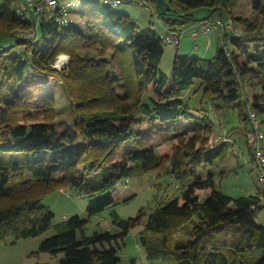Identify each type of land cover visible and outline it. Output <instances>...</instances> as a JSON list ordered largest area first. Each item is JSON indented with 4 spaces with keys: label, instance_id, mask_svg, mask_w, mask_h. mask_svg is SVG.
<instances>
[{
    "label": "trees",
    "instance_id": "16d2710c",
    "mask_svg": "<svg viewBox=\"0 0 264 264\" xmlns=\"http://www.w3.org/2000/svg\"><path fill=\"white\" fill-rule=\"evenodd\" d=\"M150 1L167 32L181 35L192 21L215 18H232L240 27L223 30L214 57L177 53L169 78L161 68L164 37L103 0L85 1L86 26L67 27L47 15L37 25L32 8L21 7L24 0L0 4V241L37 237L52 227L55 233L37 252L61 254L59 264H136L123 261L121 244L105 246L116 235H90L86 228L92 216L118 204L120 183L157 172L175 179L177 194L142 206L135 216L111 210L123 244L140 226L152 264H264V224L255 219L264 208L262 190L232 196L217 187L212 170L202 174L231 143L211 144L213 118L196 116L183 97L199 81L202 99L214 103L217 115L227 122L238 117L242 126L231 129H241L251 151L250 109L264 122V0H253L249 16L235 13L240 0H167V14ZM202 8L208 13L198 17ZM36 27L33 37L20 33ZM16 45L23 49L15 51ZM62 53L70 59L60 69L54 63ZM50 77L72 100L73 124L57 120ZM154 138L173 141L171 151L160 153ZM126 142L132 144L116 160ZM57 189L89 196L87 216L54 222L43 199ZM200 190L210 192L201 196Z\"/></svg>",
    "mask_w": 264,
    "mask_h": 264
},
{
    "label": "rangeland",
    "instance_id": "374dc122",
    "mask_svg": "<svg viewBox=\"0 0 264 264\" xmlns=\"http://www.w3.org/2000/svg\"><path fill=\"white\" fill-rule=\"evenodd\" d=\"M60 1L69 2L73 0ZM75 1L79 4L74 6L72 18L75 20V22L80 23L82 26H86L85 21L80 16L86 0ZM2 2L3 0H0V4ZM252 2L253 0H240L238 6L235 8L236 13L251 15L254 10L253 8L251 9ZM116 8L130 14L138 21V24L141 27H151L163 37L167 34L164 21L160 14L158 13V15H153L154 6L151 2H146L145 4L140 3V0L133 2L125 1ZM207 13L208 11L205 8L196 10L198 17H204L207 15ZM202 22V20H194L188 25L184 26L181 33V43L179 45H174L171 43L169 44L166 42L165 52L163 58H161V68L165 71L169 78H171L172 75L171 70L173 69V62L177 53L181 54L182 56L186 54L198 55L202 57L215 56L217 48L222 41L221 40L219 42L220 37L216 35V32H218V30L220 31L221 29L214 28L212 31H209V33L215 31L212 39L213 43L211 47L208 45L207 47L201 48L199 45H196L198 40H196V37L192 34V31L194 29H201L200 32H203L204 25ZM210 23L211 25H214L215 21L212 19L210 20ZM38 39L42 41L44 38L41 35V37ZM22 49L23 45H16L14 48L15 51H20ZM64 55L68 56V60L70 59L68 54L62 53L58 56L57 60ZM57 80L58 79L55 77H50L48 83L50 85H54L55 96L57 100L56 106L58 109L57 120L66 121L73 124L75 121V114L72 113V100L67 95L64 88H62L63 85ZM198 82L199 81H196L191 89L185 91L183 97L189 101L196 116L202 117L203 114L207 112L213 118L212 120L214 121L215 131L214 135L210 138L211 144L217 142V140L220 138V132L227 133L228 136L231 135L232 140L234 139L236 141H229L231 146L228 148V150L220 156L218 155L214 162L205 163L200 171H202L203 175H207L208 172L212 170L215 174L214 179L217 187L229 195H250L258 193L260 190H262L263 196L264 191L257 180V175L252 169H250L251 166L249 160L252 159L253 155L248 144L242 138L241 129H231L235 126L239 127V125L242 123L239 121L237 116L236 118L233 117L231 121L227 122L228 118L223 119L222 116L217 115V107L214 105V103L202 99V89L199 88ZM246 89L249 95H252L254 92L252 86L247 85ZM31 112L36 113L37 111L32 110ZM234 113H237V109H235ZM184 122L187 124L186 121ZM223 122L224 125H226L225 127L223 126ZM262 129L264 131V122L262 123ZM233 130L234 132H232ZM153 142L160 153L169 152L173 147V141L169 143L163 141L160 138H154ZM131 144V142H126L124 146H122L121 150H119L116 160L123 158V153L126 152ZM27 176H29V174L25 175V177ZM117 193L120 197L118 204L92 216L89 224H87L86 232L91 235L96 230H108L113 233L114 236H116L112 239L111 243L106 242L105 246H110L111 244L118 246V244H121L123 246L121 253L123 261L128 262L135 259L137 261L136 264H152L153 260H150L147 257L146 251L143 245L140 243V231L142 228L139 226L132 229L130 233L126 235L125 244H123L121 238L118 235L121 230L112 221L113 217L111 210L116 209L117 212H119L120 215L125 218L129 216H135L138 214L142 206L155 203L157 204L158 199H165L173 195L176 196L177 183L171 175L162 174V177L159 178L157 172L137 173L128 182L123 181L120 183ZM199 193L203 194L205 191L200 190ZM126 198H130V200L125 201ZM88 199H90L89 196H87L84 192H81L79 189H57L48 193L44 197L43 202L54 211V222H59L75 214L86 217L87 205L89 202ZM255 219L264 224V208L258 212ZM54 233L55 229L51 227L44 234L37 237L15 240V238L11 236L7 241H0V264H59V259L62 256L61 254L58 256H53V254L51 255L48 252H37L42 239L52 236Z\"/></svg>",
    "mask_w": 264,
    "mask_h": 264
},
{
    "label": "built area",
    "instance_id": "2783aa9c",
    "mask_svg": "<svg viewBox=\"0 0 264 264\" xmlns=\"http://www.w3.org/2000/svg\"><path fill=\"white\" fill-rule=\"evenodd\" d=\"M104 3L110 4L113 7H117L120 4L124 3L128 0H103ZM151 2L150 0H144L140 3ZM75 0L73 1H64L61 2L60 0H24L21 3V7L23 9L32 8L33 14L37 17V25L39 24L41 16L47 15L49 17H54L57 23L60 26L67 27L70 24L75 23L74 19L72 18V13L74 10V6L78 5ZM31 17V15H30ZM214 25H211L210 21H203L204 30L209 32L212 31L214 28H221L222 30L228 29L232 31H236V25L234 20L231 19H221L215 18ZM38 27V26H37ZM37 27L36 29L29 31V32H20L23 37H33L37 34ZM193 35H196L199 32V29H194L192 31ZM164 39L169 44L179 45L181 43V35L177 30H169L167 34L164 36ZM3 50V47L0 46V51ZM68 56L64 55L61 56L54 66H58V68L62 69L68 64ZM250 118L252 122V129L248 133V142L251 146V153L252 159L249 160L250 166L257 175V180L260 183L261 187L264 191V131L262 129V122L258 113L250 109ZM263 202H264V195H263Z\"/></svg>",
    "mask_w": 264,
    "mask_h": 264
},
{
    "label": "crops",
    "instance_id": "0c3cea01",
    "mask_svg": "<svg viewBox=\"0 0 264 264\" xmlns=\"http://www.w3.org/2000/svg\"><path fill=\"white\" fill-rule=\"evenodd\" d=\"M251 9H252V7H251ZM235 13H236V10H235ZM237 15H243L242 13H236ZM250 14H247V15H243V16H249ZM236 25L238 26V28L240 27V25H239V23H236ZM221 29V28H220ZM202 30H203V28H202ZM201 31V29H199V32H198V34L196 35V40H198V43L196 44L197 46L199 45V47H207L208 45L211 47V45H212V43H213V35H214V32H212V33H209V32H205L204 30H203V32H200ZM222 33H223V30L221 29L220 31L218 30V32H216V35L218 36V37H220V40H219V42L222 40ZM196 46V47H197ZM209 47V48H210ZM223 126L225 127L226 125H224V122H223ZM222 126V127H223ZM239 126H242V125H239ZM214 135V134H213ZM212 135V136H213ZM220 136V138L217 140V141H220V140H223V139H226V140H228V141H233L232 140V137H231V135L230 136H228L227 135V133H221L220 132V134H219ZM234 142H236L235 140H234ZM210 192V190H205V193H203V195H201V196H204L205 194H207V193H209Z\"/></svg>",
    "mask_w": 264,
    "mask_h": 264
},
{
    "label": "water",
    "instance_id": "95a60500",
    "mask_svg": "<svg viewBox=\"0 0 264 264\" xmlns=\"http://www.w3.org/2000/svg\"><path fill=\"white\" fill-rule=\"evenodd\" d=\"M154 2L157 5L158 9L164 14L172 12V6L167 0H154ZM170 17L171 16L169 15V18Z\"/></svg>",
    "mask_w": 264,
    "mask_h": 264
}]
</instances>
